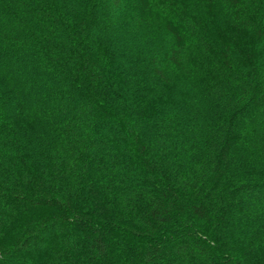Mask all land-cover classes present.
<instances>
[{"label":"trees","instance_id":"16d2710c","mask_svg":"<svg viewBox=\"0 0 264 264\" xmlns=\"http://www.w3.org/2000/svg\"><path fill=\"white\" fill-rule=\"evenodd\" d=\"M0 264H264V0H0Z\"/></svg>","mask_w":264,"mask_h":264},{"label":"rangeland","instance_id":"374dc122","mask_svg":"<svg viewBox=\"0 0 264 264\" xmlns=\"http://www.w3.org/2000/svg\"><path fill=\"white\" fill-rule=\"evenodd\" d=\"M202 12L203 11H199V14L200 15H202ZM113 14V12H111L110 14H109V20H110V30H111V32H112V34L113 35H115L117 38H118V36L117 35H119L121 32H120V30L123 28V27H121L122 25H121V23L123 22V20H121L120 19V15L119 14H117V13H115L114 12V14H116V15H112ZM106 17H107V15H105ZM104 16V17H105ZM111 18H113L112 19V21H111ZM159 20V13L157 12V11H155V13L153 14V17H152V27H153V29H158V27H156V26H154L155 25V23L157 24V21ZM112 22V23H111ZM223 23H224V21L222 20L221 21V23L220 22H218V24H220V25H223ZM158 25V24H157ZM158 31V30H157ZM124 32H126V30H123V34H124ZM123 34L122 35H120V39H127V38H124V36H123ZM131 40H132V38H131ZM136 42V41H135ZM138 43V47L141 45V44H143V43H141V42H137ZM132 47V48H131ZM131 47L130 48H128V50H129V54L131 55V54H133V50L135 49V48H137V46H134V45H131ZM134 48V49H133ZM189 83L187 82L186 84H185V86L184 87H182V88H189Z\"/></svg>","mask_w":264,"mask_h":264}]
</instances>
